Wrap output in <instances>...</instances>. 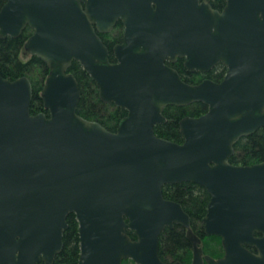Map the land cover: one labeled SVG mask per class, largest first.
Here are the masks:
<instances>
[{"label":"water","instance_id":"water-1","mask_svg":"<svg viewBox=\"0 0 264 264\" xmlns=\"http://www.w3.org/2000/svg\"><path fill=\"white\" fill-rule=\"evenodd\" d=\"M124 24L115 61L100 33ZM30 26L27 53L49 73L33 113V84L0 72V264H54L68 215L79 220L78 264H264V160L233 164L236 142L264 127V0H7L0 43ZM191 71L227 67L221 81L189 83ZM78 60L101 99L128 110L115 131L78 113ZM208 105L180 120L183 142L156 134L168 105ZM192 181L210 193L207 235L224 253H205L182 203L166 184ZM183 225L191 263L160 256V235ZM134 230L133 238L128 232Z\"/></svg>","mask_w":264,"mask_h":264},{"label":"trees","instance_id":"trees-1","mask_svg":"<svg viewBox=\"0 0 264 264\" xmlns=\"http://www.w3.org/2000/svg\"><path fill=\"white\" fill-rule=\"evenodd\" d=\"M7 0H0V9ZM215 8L222 9L226 0H211ZM34 32L28 26L17 37L7 36L0 43V72L9 79L28 76L33 84V99L31 111L37 113L46 111L41 96L46 77L49 73L47 63L36 55H28L24 58L25 42ZM124 24L119 20L116 26L108 33H100L101 37L110 50V57L115 61L114 46L123 41ZM179 58L174 63L169 62L181 74L182 78L189 83H198L202 76L199 72L189 71ZM227 67L223 64L217 65L206 76L215 81H221L226 73ZM78 79L81 88V98L77 111L82 116L97 120L110 130L117 129L120 120L125 117L128 110L114 103L104 102L99 94V88L93 77L84 69L80 61L74 60L69 68ZM208 105L203 102H195L188 105H168L164 109L166 122L155 126L157 135L183 142L184 136L180 131V120L186 116H200L207 112ZM264 160V127L256 132L241 137L235 144V152L230 156V162L234 164L250 165ZM164 195L172 200L182 203L191 216L193 230L202 238L205 253L214 257H220L224 253L222 239L220 236L207 235L204 231L203 217L206 215L210 193L203 186L192 181L166 184L163 187ZM133 238L136 237L134 230L128 231ZM81 255V241L79 233V220L75 213L68 215V228L64 232V246L55 258L54 264H78ZM160 256L165 261H182L191 263L193 249L186 235L183 225H175L173 228L167 226L160 235ZM131 260V261H130ZM38 264H44L41 261ZM123 264H138L132 258L124 260ZM207 264V263H204Z\"/></svg>","mask_w":264,"mask_h":264},{"label":"flooded vegetation","instance_id":"flooded-vegetation-1","mask_svg":"<svg viewBox=\"0 0 264 264\" xmlns=\"http://www.w3.org/2000/svg\"><path fill=\"white\" fill-rule=\"evenodd\" d=\"M107 33H108V32H107ZM123 34H124V32H123ZM116 45H117V44H116ZM114 47H115V46H114ZM179 58H183L184 61H185V57H179ZM179 58H177V60H178ZM177 60H176V61H177ZM184 61H183V63H184ZM174 62H175V61H174ZM174 62H171V63H174ZM167 63L170 64L169 61H168ZM219 64H221V63H219ZM219 64H217V65H219ZM170 65H171V64H170ZM184 65H185V64H184ZM217 65H215L212 69H214ZM171 66H172V65H171ZM173 67H174V66H173ZM185 67H186V66H185ZM174 68H175V67H174ZM175 69H176V68H175ZM212 69H211V70H212ZM188 70H189V69H188ZM211 70H210V71H211ZM189 71H191V70H189ZM210 71H208V72L191 71V72H199L200 76H202V79H201V80H203L204 78H211V77L206 76V74L209 73ZM180 75H181V74H180ZM211 79H212V78H211ZM201 80H200V81H201ZM200 81H199V82H200ZM115 105H116V104H115ZM174 226H175V225H174ZM174 226H173V227H174ZM169 227H170V226H169ZM173 227H171V228H173ZM192 229H193V228H192ZM194 232H195V231H194ZM195 233H196V232H195ZM196 234H197V233H196ZM186 235H187V230H186ZM126 260H128V259H126ZM130 261H131V260H130ZM171 261H172V260H171ZM171 261H170V262H171Z\"/></svg>","mask_w":264,"mask_h":264},{"label":"rangeland","instance_id":"rangeland-1","mask_svg":"<svg viewBox=\"0 0 264 264\" xmlns=\"http://www.w3.org/2000/svg\"><path fill=\"white\" fill-rule=\"evenodd\" d=\"M22 56H23L24 58L28 57V55H27L26 53H25V54H23Z\"/></svg>","mask_w":264,"mask_h":264}]
</instances>
